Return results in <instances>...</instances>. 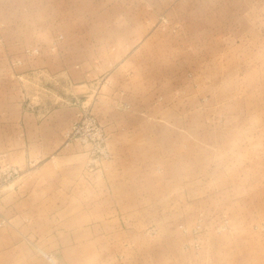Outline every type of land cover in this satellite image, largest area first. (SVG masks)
Returning <instances> with one entry per match:
<instances>
[{
  "label": "rangeland",
  "instance_id": "1",
  "mask_svg": "<svg viewBox=\"0 0 264 264\" xmlns=\"http://www.w3.org/2000/svg\"><path fill=\"white\" fill-rule=\"evenodd\" d=\"M61 48L81 80L48 67ZM12 103L76 105L65 136L101 130L113 153L84 171L126 166L120 194L136 196L104 201L130 224L116 250L142 258L103 264H264V0H0V111ZM4 158L19 174L0 199L22 175Z\"/></svg>",
  "mask_w": 264,
  "mask_h": 264
},
{
  "label": "crops",
  "instance_id": "2",
  "mask_svg": "<svg viewBox=\"0 0 264 264\" xmlns=\"http://www.w3.org/2000/svg\"><path fill=\"white\" fill-rule=\"evenodd\" d=\"M58 55L61 66L48 67L81 80L83 66L69 61L65 48ZM12 105L18 109L0 111V151L22 175L0 199V211L11 221L0 226V264H50L26 237L51 250L60 264H103L123 251L125 258H142L116 250L129 242L130 224L117 203L104 201L136 196L125 194L131 187L120 194V186L130 182L115 176L126 167L121 158L109 163L106 178L89 175L84 171L88 154L65 136L78 107L60 106L43 115Z\"/></svg>",
  "mask_w": 264,
  "mask_h": 264
},
{
  "label": "built area",
  "instance_id": "3",
  "mask_svg": "<svg viewBox=\"0 0 264 264\" xmlns=\"http://www.w3.org/2000/svg\"><path fill=\"white\" fill-rule=\"evenodd\" d=\"M68 138L78 140L80 145L83 146L84 151L88 154V159L85 168L88 171H96L101 175L105 174V162L112 158V150L110 149L104 133L101 130L94 132H82L76 128L68 132ZM1 161V160H0ZM0 190L9 182L11 178L19 174V168L15 166H4L0 168ZM5 220L0 223L3 224ZM40 253L46 258L50 264H60L53 253L47 252L39 248Z\"/></svg>",
  "mask_w": 264,
  "mask_h": 264
}]
</instances>
